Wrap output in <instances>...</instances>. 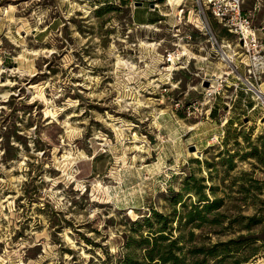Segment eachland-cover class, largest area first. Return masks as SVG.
<instances>
[{
	"label": "rangeland",
	"instance_id": "1",
	"mask_svg": "<svg viewBox=\"0 0 264 264\" xmlns=\"http://www.w3.org/2000/svg\"><path fill=\"white\" fill-rule=\"evenodd\" d=\"M165 1L0 0V264L141 260L144 217L174 208L186 261L232 239L207 263L264 264V97L235 89L240 49L197 0ZM243 8L264 25V0ZM189 176L223 198L219 223L178 218Z\"/></svg>",
	"mask_w": 264,
	"mask_h": 264
},
{
	"label": "trees",
	"instance_id": "2",
	"mask_svg": "<svg viewBox=\"0 0 264 264\" xmlns=\"http://www.w3.org/2000/svg\"><path fill=\"white\" fill-rule=\"evenodd\" d=\"M152 21L156 22V20H151L150 22ZM260 139L262 141V148L259 149V146L254 145L252 150L248 154L253 158L257 159L260 167L264 168V136H260ZM231 156L232 155H230V158L228 159L229 168H232L233 166ZM206 164L210 165V163L208 162H206ZM244 175L247 174L244 173ZM192 180H195V178L192 176L186 178L184 181L183 189L187 192L192 193L196 197L195 202L186 203L185 201L180 199V197L178 199L175 197L173 198V203H180V206L183 210V214H179L178 218L185 219V222L183 224L196 223L195 221L197 220L199 221V223H219V217L222 214L218 211V209L223 206V198H219L215 195V186L213 185L207 187L209 193L212 195V198L208 196V194L205 192L206 185L203 184V177L199 178V181H197L199 182V185H189L190 181ZM249 181L251 184H249L248 186L253 188L256 185V189L260 190L259 180H256L251 177L249 178ZM242 189H244L245 191H249V187L244 188V186H242ZM263 203L264 199L262 200V204ZM152 211L154 213L153 216H146L144 217L143 221L146 222L149 228H152V219H154L158 226L154 229V232H152V236L141 238V243L146 244L145 253L142 259L133 260L126 256L123 261L125 264H208V257H213L214 259H216L219 255H222L218 262L223 261L228 257H233L231 253L236 250L232 249L229 245L238 242L236 240L231 239L226 242L215 243L214 245H212V247L209 248L193 246V249L189 251L191 255H194L196 253H202V257L198 258L192 256L188 259V261H186L185 253H182V246L179 245V242L181 241V236L171 238L168 235H173L170 232L172 229V223L177 217L176 208L173 209V213L170 214V217L163 215L162 213L156 212L155 210ZM247 219L250 221V223L247 225L248 229H251L250 226L261 223L262 221V218L256 217V215L249 216ZM194 225L197 226L199 224ZM168 231L170 232L167 233ZM190 234L193 235V232H190ZM253 243H255L254 240ZM217 247H220V249L217 250ZM255 250L256 248H252L251 253L247 257L250 258L257 254Z\"/></svg>",
	"mask_w": 264,
	"mask_h": 264
},
{
	"label": "built area",
	"instance_id": "3",
	"mask_svg": "<svg viewBox=\"0 0 264 264\" xmlns=\"http://www.w3.org/2000/svg\"><path fill=\"white\" fill-rule=\"evenodd\" d=\"M246 0H197L199 10L207 22L206 12L219 23L227 33L233 36L236 46L240 49L241 64L234 70L235 89L238 83L245 86V93H254L262 100L264 93L260 89L262 77L264 75V27H254L250 10H244L243 5ZM210 33L216 44L217 40L209 27ZM230 47V43H227ZM229 62H233L234 54L226 55ZM213 88L211 83L209 88ZM209 94L215 91L208 90ZM261 96V97H259Z\"/></svg>",
	"mask_w": 264,
	"mask_h": 264
},
{
	"label": "bare ground",
	"instance_id": "4",
	"mask_svg": "<svg viewBox=\"0 0 264 264\" xmlns=\"http://www.w3.org/2000/svg\"><path fill=\"white\" fill-rule=\"evenodd\" d=\"M182 0H166L165 1V4L166 5H174V4H176V5H179L180 4V2H181ZM145 26V25H144ZM153 26V25H152ZM149 27V26H148ZM150 27H151V25H150ZM150 44V43H149ZM225 54V53H224ZM226 55V54H225ZM172 57V54H170V58ZM224 57V56H223ZM173 58V57H172ZM172 58L171 59H168L169 61L170 60H172ZM225 59H226V57H224ZM223 59V58H222ZM227 61H228V59H227ZM173 66V65H172ZM166 69H174L173 67L171 68V66L169 67H167ZM262 89L264 90V82H263V84H262ZM263 92V91H262ZM259 97H261V96H259ZM263 98V97H262ZM264 110V109H263ZM196 153L194 152L193 153V155H195ZM197 155V154H196Z\"/></svg>",
	"mask_w": 264,
	"mask_h": 264
},
{
	"label": "crops",
	"instance_id": "5",
	"mask_svg": "<svg viewBox=\"0 0 264 264\" xmlns=\"http://www.w3.org/2000/svg\"><path fill=\"white\" fill-rule=\"evenodd\" d=\"M137 8V7H136ZM136 8H134V10H133V16H134V18H135V9ZM152 20V19H151ZM151 20H142V19H139L138 21H135V23L136 24H138V25H146L148 22H150ZM263 27H264V25H263Z\"/></svg>",
	"mask_w": 264,
	"mask_h": 264
},
{
	"label": "water",
	"instance_id": "6",
	"mask_svg": "<svg viewBox=\"0 0 264 264\" xmlns=\"http://www.w3.org/2000/svg\"><path fill=\"white\" fill-rule=\"evenodd\" d=\"M140 5H142V2H135V6H140ZM205 85H207V84H205ZM190 150L194 151V147H192Z\"/></svg>",
	"mask_w": 264,
	"mask_h": 264
}]
</instances>
